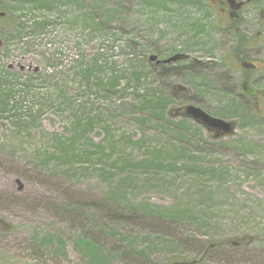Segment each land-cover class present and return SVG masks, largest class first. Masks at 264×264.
Returning a JSON list of instances; mask_svg holds the SVG:
<instances>
[{
  "label": "rangeland",
  "instance_id": "1",
  "mask_svg": "<svg viewBox=\"0 0 264 264\" xmlns=\"http://www.w3.org/2000/svg\"><path fill=\"white\" fill-rule=\"evenodd\" d=\"M218 6L0 0V264H264V97L242 87L246 61L264 93V0ZM233 19L253 38L240 56ZM181 53L165 74L150 59Z\"/></svg>",
  "mask_w": 264,
  "mask_h": 264
},
{
  "label": "trees",
  "instance_id": "2",
  "mask_svg": "<svg viewBox=\"0 0 264 264\" xmlns=\"http://www.w3.org/2000/svg\"><path fill=\"white\" fill-rule=\"evenodd\" d=\"M33 2H40V4H43L45 2V0H33ZM3 19V18H1ZM242 21L241 20H232L231 24L228 25L229 28L228 30H230L231 32L235 33L236 36L238 37V41H237V47L235 48V52L237 53L238 56H240V51L243 48H246L249 45V41L253 38H249L246 34H244L242 32V30L240 29V23ZM241 58V57H240ZM180 61V62H184ZM155 62V68L159 70L160 73L165 74L166 71H170L172 68V65L174 63H170V64H165L163 62ZM185 66V65H184ZM192 66L191 64L187 67ZM254 71V69H249V73L248 75L245 76V74L243 75L244 80L242 81V87L243 89L248 90L247 91V95L254 97V100L256 101L257 106L260 104V100L264 97V93L262 92H258L255 93L253 92L252 89H249L250 86H252V80L253 78H251V73ZM149 76L148 74H140V73H135V77L136 79H134L135 81L139 82V85H137V89L135 90L136 94H135V100L138 101L139 107L141 106V109H143V112L146 113H153V115H161L163 114V108L165 107V104L168 102L164 97L162 96H158L156 93L154 92H150V90H146L144 92V94H139L141 91V83L140 81L143 78H146ZM115 79H117V76L115 77ZM176 89V88H174ZM165 109V108H164ZM166 111V109L164 110V112ZM160 118V117H157ZM186 118L187 117H184ZM81 241L82 244H85L86 247L89 248V250H87L90 253V257L93 258V255L95 258H99L102 259V257L105 255V250L102 249V247H100L97 244L92 243V241L87 240L86 238H84V236L81 237ZM92 243V246L90 247Z\"/></svg>",
  "mask_w": 264,
  "mask_h": 264
},
{
  "label": "water",
  "instance_id": "3",
  "mask_svg": "<svg viewBox=\"0 0 264 264\" xmlns=\"http://www.w3.org/2000/svg\"><path fill=\"white\" fill-rule=\"evenodd\" d=\"M5 15H6L5 12H0V17L5 16ZM184 58H186V55L176 54L164 60V63L177 62L178 60H182ZM150 59L154 61V60H157V57L152 56ZM183 113L185 116L204 124L210 130H216L220 134H223V135L231 134L235 129L234 122H230V121H227L221 118L211 116L206 111H204L202 108L197 107L195 105H187L184 108Z\"/></svg>",
  "mask_w": 264,
  "mask_h": 264
},
{
  "label": "flooded vegetation",
  "instance_id": "4",
  "mask_svg": "<svg viewBox=\"0 0 264 264\" xmlns=\"http://www.w3.org/2000/svg\"><path fill=\"white\" fill-rule=\"evenodd\" d=\"M218 1L219 5L218 7L222 8L224 11H229L231 16L232 13L238 12L239 10L246 7L247 3L250 2V0H216ZM247 48V47H246ZM245 49V48H244ZM257 65L255 68H248V69H257ZM179 264H189V262H178Z\"/></svg>",
  "mask_w": 264,
  "mask_h": 264
}]
</instances>
